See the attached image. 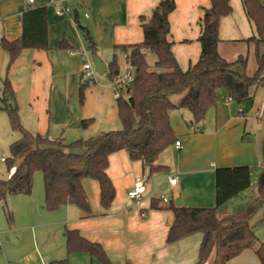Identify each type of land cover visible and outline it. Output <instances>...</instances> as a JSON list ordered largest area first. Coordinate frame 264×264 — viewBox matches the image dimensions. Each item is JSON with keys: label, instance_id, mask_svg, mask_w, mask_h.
Masks as SVG:
<instances>
[{"label": "crops", "instance_id": "0c3cea01", "mask_svg": "<svg viewBox=\"0 0 264 264\" xmlns=\"http://www.w3.org/2000/svg\"><path fill=\"white\" fill-rule=\"evenodd\" d=\"M160 0H65L70 14L59 15L51 0H0V39L14 40L21 33V16L28 8L46 7L47 49L24 48L9 65V57L0 46V90L6 76L14 92L10 104H16L22 126L32 134L50 139L77 138L88 140L108 130L121 127L111 87L103 75L87 81L82 72L85 51L94 69L92 56L97 55L106 66L115 45L142 40L141 22L149 18ZM169 13L171 51L182 70L197 62L200 54V20L210 0H174ZM264 4V0H263ZM232 12L219 23L218 53L233 62L245 57V65L236 62L232 68L251 76L257 69L255 44L245 39L254 28L244 13L240 0H232ZM87 28L96 44L94 53L78 28ZM64 40L70 47L59 46ZM64 43V44H65ZM72 50V51H71ZM147 52V50H145ZM125 61V53L122 52ZM126 62V61H125ZM150 66V65H149ZM95 71V69H94ZM107 71V70H106ZM177 104L181 99L180 95ZM173 98V97H172ZM238 104L223 98L209 108L203 120L191 122L187 109L174 108L169 121L176 140L162 150L155 163L166 169L148 174L139 160L131 161L126 151L108 156L106 172L115 188L111 205L99 203L97 181L84 178L82 185L90 210L65 204L53 211L44 208V192L10 194L5 198L9 217L0 199V264H52L66 258L65 264H100L87 252L67 254L66 229H77L89 240L99 242L113 264H193L197 260L202 239L199 232L171 243L165 241L174 215L171 209L151 208L153 198L160 204L179 198L185 206L214 205V171L218 167L246 165L250 185L225 203L223 221L249 215V225L259 241L264 242V222L256 217L264 204V84L254 90L253 106L245 114ZM1 111V110H0ZM176 111L180 118L173 114ZM174 115V116H173ZM175 117V118H174ZM91 118L87 128L83 119ZM3 121V118L0 116ZM3 124V123H2ZM13 169L8 172L10 176ZM176 177L174 184L169 178ZM143 178L144 192L138 203L127 196V190ZM33 188V184H32ZM165 197L167 201H163ZM256 217V218H255ZM213 255L209 257L211 261ZM226 264H262L252 248H246Z\"/></svg>", "mask_w": 264, "mask_h": 264}, {"label": "trees", "instance_id": "16d2710c", "mask_svg": "<svg viewBox=\"0 0 264 264\" xmlns=\"http://www.w3.org/2000/svg\"><path fill=\"white\" fill-rule=\"evenodd\" d=\"M247 20L254 28L253 35L246 38L255 44L257 69L251 76L232 68L236 62L245 65V57L239 56L230 62L217 51L219 23L222 17L232 12L230 0H210L200 20V54L196 63L182 70L172 51L168 39V15L175 8L174 0H160L152 9L149 18L141 22L142 40L133 44L115 45V49L125 53V61L130 63L136 75L125 92L115 99L117 117L121 127L108 130L88 140L77 138L65 141L63 138L50 139L32 134L21 124L16 104H10L14 92L8 78L2 81L0 110L6 112L11 130L19 137L10 143L12 157L5 158L8 178H0V199L3 210L9 217L5 198L10 194H29L32 190L33 174L40 171L44 185V208L53 211L65 204H73L89 211L90 206L82 180L90 178L99 186V203L103 208L111 205L115 188L108 176L109 154L126 151L131 161L139 160L148 174L165 170L155 163L159 153L174 143L176 136L169 121V112L174 108L187 109L191 122L199 123L209 108L226 97H231L240 107L241 114L253 106L256 87L264 84V4L263 0H240ZM87 49L94 53L96 44L88 30L78 25ZM61 40L59 46L70 47ZM0 46L8 54V65L15 60L22 49H47L46 7L26 9L21 16V33L14 40L4 37ZM71 48V47H70ZM140 48H144L141 52ZM155 55L153 68L146 60V51ZM119 73L116 53L107 63L106 76L111 81ZM88 79L81 86L82 90ZM125 93L129 94L127 97ZM180 95L177 104L172 97ZM91 118L83 119L81 127L87 128ZM21 150H26L21 160L15 158ZM264 160V139L261 143ZM250 185L248 166L218 167L214 171V205H175L174 200L160 204L151 199V208L171 209L174 215L168 228L167 243L199 232L202 239L198 247L197 260L193 264H226L242 250L252 248L259 261L264 264V242L258 240L249 225V215L259 207L262 200H256L249 214L230 221H221L225 203L241 194ZM264 222V214L261 219ZM65 248L67 254L87 252L100 264H113L104 248L97 241L82 236L77 229H66ZM66 258L52 264H65ZM124 264H134L125 262Z\"/></svg>", "mask_w": 264, "mask_h": 264}, {"label": "rangeland", "instance_id": "374dc122", "mask_svg": "<svg viewBox=\"0 0 264 264\" xmlns=\"http://www.w3.org/2000/svg\"><path fill=\"white\" fill-rule=\"evenodd\" d=\"M231 2H232V0H230V3ZM116 52H117L116 53V58H117V62L119 64V72L123 73L124 72V67L126 65V62L124 61L122 51L117 50ZM87 55L89 56V54H87ZM146 60H147L148 64L150 65V68L152 69L153 68V63H154V60H155V55L151 51H147L146 52ZM82 72H84L83 68H82ZM98 77L99 76L96 73H94L92 75V78L96 79ZM104 77L109 82V85H110L111 91H112V96H113V87L111 85V82L107 78V76H104ZM178 97L179 96L175 95V96H173L172 100L177 101ZM0 98H1V90H0ZM1 105H2V102H1V99H0V106ZM173 114H176L175 115L176 118H180V114L177 113L176 111H173ZM0 116L3 118V121H4V122H2V120L0 119V178L4 179L8 175V170H7L6 162L2 161L1 157L7 158V159L12 157V152H11V149H10V143L13 140H15L16 138L19 137V133L14 132V131L11 130V127H10L9 121H8V117H7V114H6L5 111L1 110L0 111ZM25 152H26V150H21L19 152L18 156L15 158V161H14L15 164H17L21 160V158H22V156L24 155ZM263 176H264V174H263ZM32 189L35 190V191L38 190L39 192H44L43 177H42V173L40 171H35L34 174H33V188ZM258 212H260V214L258 213L256 215V217H260V218L263 217L264 204H263L262 208H260L258 210ZM221 221H222V219H221ZM209 263H210V260H208L206 264H209Z\"/></svg>", "mask_w": 264, "mask_h": 264}, {"label": "built area", "instance_id": "2783aa9c", "mask_svg": "<svg viewBox=\"0 0 264 264\" xmlns=\"http://www.w3.org/2000/svg\"><path fill=\"white\" fill-rule=\"evenodd\" d=\"M28 4H31L33 0H24ZM51 3L55 4L56 7V13L59 15L63 14H70L71 8L69 5L66 4L65 0H51ZM72 51V50H71ZM140 51L143 52L144 48H140ZM81 58L85 60V65H84V75L85 77L90 80V82H93L92 75L95 73L94 69L92 68L91 63L88 60V55L85 51L81 53ZM135 76V69L134 67L126 62V65L124 67V72L123 73H118L117 76L111 80V85L113 87V98L116 99L119 97L123 92H125L126 87L128 84L131 82V80ZM129 94L125 93V96L127 97ZM226 100H232L231 97H226ZM239 112L241 111V107L238 106ZM174 146L176 148L181 147V143L179 140H175ZM2 161H5L4 157H1ZM176 181V177L169 178V182L171 184H174ZM144 184H143V178H138L134 181L133 185L127 190V196L134 202L138 203L139 200L141 199L143 192H144ZM163 201H167L165 197H162Z\"/></svg>", "mask_w": 264, "mask_h": 264}, {"label": "water", "instance_id": "95a60500", "mask_svg": "<svg viewBox=\"0 0 264 264\" xmlns=\"http://www.w3.org/2000/svg\"><path fill=\"white\" fill-rule=\"evenodd\" d=\"M92 63H93L95 72L98 75H103L106 72L107 66H106L105 62L99 58V56L93 55L92 56ZM135 75H136V72H135ZM174 203H175V205H181V200L179 198H175Z\"/></svg>", "mask_w": 264, "mask_h": 264}]
</instances>
